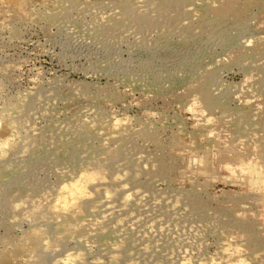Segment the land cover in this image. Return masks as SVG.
<instances>
[{
	"label": "rangeland",
	"instance_id": "374dc122",
	"mask_svg": "<svg viewBox=\"0 0 264 264\" xmlns=\"http://www.w3.org/2000/svg\"><path fill=\"white\" fill-rule=\"evenodd\" d=\"M67 252L264 264V0H0V264Z\"/></svg>",
	"mask_w": 264,
	"mask_h": 264
},
{
	"label": "bare ground",
	"instance_id": "6f19581e",
	"mask_svg": "<svg viewBox=\"0 0 264 264\" xmlns=\"http://www.w3.org/2000/svg\"><path fill=\"white\" fill-rule=\"evenodd\" d=\"M91 179V178H90ZM95 179V178H94ZM94 179H91V181L92 182H94L93 180ZM88 181H90V180H88ZM85 182H87V181H85ZM90 183V182H89ZM68 187H70V188H72V189H74L77 193H82V190L81 189H79V186L78 185H76V183L74 182V183H72V184H69V186H67L66 188H68ZM83 194V193H82ZM103 202V201H102ZM116 204V203H115ZM66 254V253H65ZM64 254V255H65ZM147 254V253H146ZM75 255V254H74ZM74 255H72L70 252H67V254L62 258V259H60V260H62V261H60L62 264H70L71 262L70 261H72L73 260V258L75 259V257H74ZM77 256V255H76ZM227 258V257H226ZM106 261V260H105ZM187 261V260H186ZM184 263H185V261H184Z\"/></svg>",
	"mask_w": 264,
	"mask_h": 264
}]
</instances>
